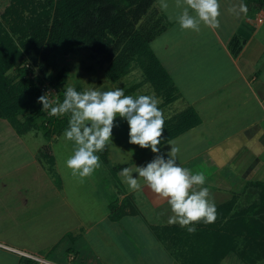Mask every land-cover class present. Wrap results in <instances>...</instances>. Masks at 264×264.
Instances as JSON below:
<instances>
[{
    "label": "rangeland",
    "instance_id": "rangeland-1",
    "mask_svg": "<svg viewBox=\"0 0 264 264\" xmlns=\"http://www.w3.org/2000/svg\"><path fill=\"white\" fill-rule=\"evenodd\" d=\"M173 2L174 0H168L169 9L167 11L163 10L160 4L157 5L158 8L163 10L158 9L164 17L162 25L166 24V28L150 44L153 52L169 70L170 78L177 88V96L172 103L165 105L164 102L166 100L164 96L156 92L153 86L146 81L144 71L136 60L131 64L128 75L113 83L106 74L108 65H101L100 59L92 56L86 49L77 50L70 56L60 59L59 68L51 71L53 75H56L61 67L67 66L69 68L67 81L62 86V90L64 91L66 85L74 86L77 90L81 88L82 91L85 89L121 87L124 89L126 95H154L157 97L158 106L163 110L165 122L175 123L184 111H191V109L196 115L195 110L200 111L202 107V104L196 103L197 94H199L198 85L194 81V78H192V74L190 77L188 75L183 76L181 72L194 67L193 63L195 61L192 55L196 54V46H199L198 40L194 39V37L200 36L199 34H205L206 36L212 32L205 24L200 25L199 31L182 30L175 19V16L182 9L174 5ZM8 3L9 0H0V14ZM181 37L185 38L178 40ZM19 65L21 67L22 63ZM17 73L16 69L10 71V78L16 79ZM39 74V69L34 66V69L30 72V77L35 78ZM51 94L50 101L53 103L62 102L57 91ZM190 106H194L195 108H191ZM47 116L49 115L47 114ZM56 117L66 118L68 121L70 114ZM0 122L4 126H9L5 120H0ZM41 122L42 119H38L39 128L25 136V141H28L26 143H29L31 152L34 149L38 150V158L43 167L41 169L37 165H30L22 169V163H29V160H31L28 153L23 148H18L15 145L16 142L13 144L11 141L7 144L1 141L4 137L0 138V177L4 175L2 182H11L9 185L11 190L14 189L13 183L23 182L27 188L31 185L32 189H29L35 193H32V195H35V199L31 200L28 208H20V210L16 208V198L9 199V209L7 210H3L7 206L6 202L0 200V236L3 234L11 235L13 232L18 234L19 232L24 233L26 230L28 232L31 231L36 244L34 247L42 250H29L28 252L26 250L25 253L32 257L25 258L37 262L45 259L46 261L51 260L58 264H178L171 259V256L167 253L166 246L158 242V239L162 236L167 237L171 246L170 248L173 250V252L171 251L173 255L178 250L174 247V243H172L173 238H175L174 236L178 234L174 232L173 228L169 227L168 229L163 225L168 223V218L172 215L168 203L155 205V212L151 210L147 214L148 218L152 214H158L160 219L155 220V223L159 225V228L156 229L149 227L140 217H126L115 222L121 228L122 233L119 235L118 232H114L113 234V229L109 224V222L113 221H110L109 218H104L110 213L109 204L115 200L121 203L123 199V195L120 193L122 191L121 186H117L120 185L121 180L113 176L111 169L116 165L126 163L129 164V167H134L136 164L142 165L152 160L155 155L150 149H143L139 145L128 142L129 126L127 122L120 117L116 118L114 122L116 126L113 128V141L110 140L106 144L109 147L108 163L105 164L98 153L101 166L92 175L84 178L72 175V170L65 166L66 159L73 154L74 143L63 138L64 131L59 134L54 133L50 138H46V130L49 128L52 131V127L47 126V129H45L42 127ZM197 134L198 131L190 135L188 133L174 142L180 149L177 154L178 160H180L181 155L190 152L187 150V147H190L192 144L196 147L197 151L204 149L201 143L199 144L194 140L197 139L194 138ZM168 147L170 146H165L162 148V151H167ZM49 154H52L54 159H57L59 165L55 175L64 183L63 194L67 197L65 205L61 199L50 200L47 198L50 193L52 196L58 195V193L53 194V181H50L48 176L54 172V163L51 164ZM5 173L8 174L5 175ZM133 175L136 174L134 173ZM206 177L209 179V175ZM122 180L124 182L123 177ZM140 183L144 185L142 179ZM124 185L126 189L130 190L125 182ZM0 197L3 199V196ZM226 197L225 194H214L210 196V199L215 202L217 207L222 203L223 198ZM4 198H9V196H4ZM245 200L247 201L248 199H240L237 202V208H242L252 203L250 199L248 203ZM127 210L130 211L129 209ZM56 212L72 213V219L69 216L63 215H59L56 219L53 216ZM30 215H35L32 224L29 221ZM78 220L82 221L83 230L79 229L73 232L71 230L67 233L66 231H61L65 227H71L70 229L77 228L80 224L77 223L79 222ZM18 222L22 223L25 227H20ZM201 222L195 224L197 229L202 228ZM91 226H93L92 230L86 231ZM179 229L186 230V227L180 225ZM24 236L21 237L26 238ZM24 240L28 241L27 239ZM34 240H30V242H34ZM0 242H2L1 237ZM242 245L243 243L238 252L230 254L220 264H264V258L254 263L248 262V259L243 258ZM50 248H53L51 254ZM0 256V264H14L12 259L8 258L5 260L4 255ZM178 259L179 263L184 264L183 257Z\"/></svg>",
    "mask_w": 264,
    "mask_h": 264
},
{
    "label": "trees",
    "instance_id": "trees-1",
    "mask_svg": "<svg viewBox=\"0 0 264 264\" xmlns=\"http://www.w3.org/2000/svg\"><path fill=\"white\" fill-rule=\"evenodd\" d=\"M244 3L255 12L264 9V0H244ZM154 5L155 0H9L0 14V119L8 121L20 135L38 129V119H42L45 129L52 127V131L46 130V138L62 133L68 125L67 119L47 116L37 101L47 82L63 100L62 86L67 81L69 68L61 67L56 75L51 71L59 68L60 59L81 49L99 58L101 65H108L106 74L113 83L128 75L136 60L146 81L164 96L165 105L172 103L177 88L150 47L166 28V24L162 25L164 17ZM237 44L238 38H234L231 42L234 54ZM28 63L39 69L40 74L35 78L30 77L25 67ZM13 69L18 71L16 79L9 76ZM199 121L191 109L184 111L175 123L165 122L166 140L162 144L190 130ZM108 148L105 146L99 152L105 164ZM49 156L53 164L52 154ZM128 166L127 163L114 166L113 176L117 178V173ZM245 197L252 203L237 208L235 196L217 206L214 222H201L202 228H196L194 233L176 228L174 232L178 235L175 234L172 243L176 249L178 244L181 247L175 249L176 257H183L184 264H220L238 252L243 243V258L248 262L264 258V185L250 183ZM109 211L112 221L138 214L128 198L121 203L111 202Z\"/></svg>",
    "mask_w": 264,
    "mask_h": 264
},
{
    "label": "crops",
    "instance_id": "crops-1",
    "mask_svg": "<svg viewBox=\"0 0 264 264\" xmlns=\"http://www.w3.org/2000/svg\"><path fill=\"white\" fill-rule=\"evenodd\" d=\"M239 2L240 0H220V26L218 28L207 26L212 32L211 34L206 36L205 34H199L200 36L194 37L199 44V46H196V54L192 55L195 61L193 63L194 67L185 69V71L181 72V75L190 77L192 74V78L198 85L197 89L200 92L198 91L197 102H195L202 104V107L200 111L196 109L195 112L200 121L190 130L171 140L175 142L183 135L188 133L190 135L198 131V134L194 137L197 139L194 140L199 144L201 143L204 149L197 151L192 144L187 147L190 152L183 153L184 155H181L179 162L183 167H187L193 172L203 171L206 176L209 175V179L206 177L204 186L210 188V196L214 194H225L227 196L223 198L220 205L228 203L235 196L238 197L237 202L240 199L244 200L246 198V187L250 183H261L264 185V9L255 12L248 8L247 14L238 16L230 9L233 5H238ZM159 4L160 0H155V8L162 10L158 8L157 5ZM173 4L176 5V0H174ZM200 25H204L203 22ZM184 38L181 37L178 40ZM234 38H238L235 54L233 53V47L231 48V42ZM184 50L186 49L184 48ZM156 57L161 62L157 55ZM161 64L163 65V62ZM166 70L171 76L169 70L167 68ZM190 107L195 108L194 106ZM0 120L4 121L3 119ZM8 124L9 126H4L0 122V138L4 137L1 141L7 144L11 141L13 144L16 142L15 145L18 148H23L31 159L29 163H22L21 168L25 169L30 165H37L40 169L43 168L38 158V150L34 149L32 153L29 143H26L28 141H25V136L30 132L20 135L9 122ZM165 146L168 145H164L162 148ZM54 160V172L52 171L53 174L50 173L48 176L50 181H53V194L58 193V195L52 196L50 193L47 198L50 200L61 199L65 205L67 197L63 194L64 183L55 175L59 165L57 159ZM7 174L5 173V175ZM3 176L0 177V196H3V199L0 197V200L5 201L7 204L3 210L9 209L8 201L13 198L17 199V209L28 208L31 200L35 199L34 191L30 190L32 186L30 185L29 189L24 186L23 182H16L13 183L14 189L11 190L9 188L11 182H2ZM117 178L121 180L120 185L117 186H121L122 191L120 193L123 195V199L128 198L138 210V214H128L123 218L140 217L149 227L159 228V225L155 223V220L160 219L158 214H150L151 217L149 218L147 214L151 210L155 212V205L167 203V200L159 197L145 184L136 191L126 189L120 172L117 173ZM32 193L34 194L32 195ZM4 196H9V198H4ZM246 202L248 203V201ZM71 214L56 212L53 216L57 219L59 215H63L72 219ZM34 216H29L31 224L34 222ZM104 218L110 219V213ZM149 220L151 221L149 222ZM110 221L112 220L110 219ZM115 222H109L113 229L112 233L118 232L120 235L122 230ZM77 223H80L77 228L70 229L71 227H65V230L61 231H66L67 233L71 230L72 232L79 229L83 230L82 221ZM18 225L25 227L19 222ZM163 225L168 229L169 227L174 230L180 228L179 223ZM92 228L93 226L86 229V231L92 230ZM19 233L21 236L25 235L24 237L26 238L21 237ZM19 233L13 232L11 235L3 234L0 236L2 238L0 255H4L5 260L10 258L14 261V264H40V262L41 264H58L51 260L46 261L44 259L37 262L25 258L28 256L25 253L26 250L28 252L29 250L42 249L34 247L36 244L31 231L28 232L26 230L24 233ZM30 240H34V242H30ZM158 242L166 246L167 253L175 263L182 264L178 262L179 257H176L175 254L173 255V250L170 248L167 237L162 236L158 239ZM179 248L178 244L177 249L179 250ZM52 252L53 248H50V254Z\"/></svg>",
    "mask_w": 264,
    "mask_h": 264
},
{
    "label": "clouds",
    "instance_id": "clouds-1",
    "mask_svg": "<svg viewBox=\"0 0 264 264\" xmlns=\"http://www.w3.org/2000/svg\"><path fill=\"white\" fill-rule=\"evenodd\" d=\"M160 6L167 11L168 0H160ZM176 6L182 9L175 16L182 30L199 31L201 22L212 28L220 26V0H176ZM230 11L239 16L247 14L248 7L240 0ZM37 102L50 116L70 114L63 138L74 143L73 154L65 161L72 175L88 177L101 166L98 153L113 141L114 122L120 117L129 126L128 142L155 154L145 164L121 169L120 175L129 189H141L142 179L154 193L167 200L172 213L167 222L179 223L189 233L196 231L197 222L207 224L216 220L217 207L210 199V188L204 186L207 179L204 172L183 167L177 155L180 149L173 141L162 144L166 140L165 117L154 95H126L121 87L78 91L66 85L62 102L53 103L48 94L40 96ZM164 145L170 146L167 151H162Z\"/></svg>",
    "mask_w": 264,
    "mask_h": 264
},
{
    "label": "built area",
    "instance_id": "built-area-1",
    "mask_svg": "<svg viewBox=\"0 0 264 264\" xmlns=\"http://www.w3.org/2000/svg\"><path fill=\"white\" fill-rule=\"evenodd\" d=\"M25 67L28 68L30 72L34 69V66L31 65L30 63L25 64ZM33 78H34V77H33ZM41 90H42L43 95L48 94V98H49V100L51 99V96H50V95H52L51 93L56 92V91H55L54 89H52L48 84L42 86ZM26 255H27V254H26ZM26 257H30V256L28 255V256H26ZM33 258H34V257H33ZM34 259H36V258H34ZM36 260H38V259H36ZM39 261H41V260H39Z\"/></svg>",
    "mask_w": 264,
    "mask_h": 264
}]
</instances>
